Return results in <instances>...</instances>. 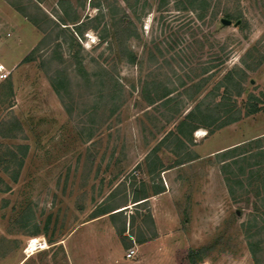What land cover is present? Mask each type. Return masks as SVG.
<instances>
[{"label": "rangeland", "instance_id": "374dc122", "mask_svg": "<svg viewBox=\"0 0 264 264\" xmlns=\"http://www.w3.org/2000/svg\"><path fill=\"white\" fill-rule=\"evenodd\" d=\"M36 1L0 0V264H178L189 250L200 252L197 264H264L259 180L249 162L225 172L215 155L264 136V0H211L201 20L176 0H139L141 20L125 0ZM110 6L135 22L127 44L135 64L112 37L102 39L112 31ZM225 9L244 25L223 26ZM37 46L35 61L25 62ZM55 51L61 60L52 61ZM59 70L69 77L62 99L49 76ZM229 72L241 89L225 97L218 86ZM157 92L168 99L150 105ZM247 103L260 111L244 116ZM220 104L241 108L242 119L213 133L186 131L178 149L171 139L160 145L166 167L177 168L169 179L181 180L166 198L152 195L160 182L146 174V156L188 112ZM186 154L198 159L173 167ZM142 188L152 201L134 207ZM123 205L124 215L93 219ZM32 239L43 245L28 256ZM132 248L137 255L127 259Z\"/></svg>", "mask_w": 264, "mask_h": 264}, {"label": "trees", "instance_id": "16d2710c", "mask_svg": "<svg viewBox=\"0 0 264 264\" xmlns=\"http://www.w3.org/2000/svg\"><path fill=\"white\" fill-rule=\"evenodd\" d=\"M33 2V0H30ZM38 1V0H37ZM37 1L34 3L35 6H37ZM168 0H160V3H166ZM178 3L176 4V8L178 11H191L192 13H196L197 17L201 20L204 19L209 12L211 8V0H176ZM39 2V1H38ZM125 2L128 4L129 8L131 9V12L137 19L141 20L140 16H137V11H136V6L139 2V0H125ZM221 0H219V3ZM161 7V5L159 6ZM220 11V6L218 5L215 10H213V16L214 18L217 17V13ZM123 15L119 17L118 11L112 6L109 8V15L111 17V27L112 31L107 34L106 37L102 38L103 41H107V38L112 37L113 38V43L114 45L117 46V48L120 50V55L123 58H127L128 62L130 64H135L137 61L136 54L131 51L127 44L129 40L134 39L137 37V31L135 27V22L132 19L131 15L127 14L125 10L122 12ZM224 17L228 20H233L236 19V21H239L242 16L240 15H235L232 14L229 10L225 9L223 11ZM30 21L33 22L35 25H39L37 20H34L32 16H30ZM221 21V20H220ZM62 24V23H61ZM60 24V25H61ZM76 24V23H75ZM63 25H66L63 23ZM241 25L243 26L244 23L241 22ZM241 26V27H242ZM62 29H68V28H62ZM74 33L77 35L82 34L81 28L79 26H75ZM75 34H72V39H71V48H74V45H79L76 37L74 36ZM109 44V43H108ZM110 46H112V42L110 43ZM58 48L61 46L58 44ZM40 51V47H36L30 54L25 59V62H31L35 61L36 57L35 55L37 52ZM56 55V56H55ZM54 59L56 60H61V54H58V51L54 52ZM75 62V67L76 71L79 75L87 78V74L85 72V67L83 65V61L78 58V54L74 55ZM50 81L53 89L61 97V88H65L68 85L69 77L66 74H63V72L59 71H54L50 72ZM232 74L229 72L222 81L220 82L219 87L224 86V96L225 97H231L233 88L235 89L236 87L240 88L239 83H234ZM158 89V88H157ZM199 90L201 89L198 88ZM241 89V88H240ZM242 95V92L237 90L236 92V97H240ZM169 93H158L156 98H149L148 102L150 105H154L158 101H166L168 99ZM248 107V109H247ZM218 109V110H217ZM244 109V108H243ZM211 110H214V112L217 110H222L223 113H211ZM247 110L244 114V116H250L258 113L260 111V108L256 105H252L250 103L246 104ZM242 110L241 108H238L235 106L233 107H228L226 104H220L219 106H214V107H206L204 110L202 109V105L197 106L195 110H192L188 112V114L184 117V119L176 125L175 131H170L169 133L166 134V136L161 140L159 145L154 148L150 154L147 156V159L151 161L153 164H155L156 161L159 160V157H157V153L159 151L160 145L164 144L168 140H173L176 142L177 149L185 146V141L183 140L182 137H185V132L188 131L189 134L193 133L197 129H205L208 130L210 133H213L215 130H220L224 127H227L233 123H236L242 119ZM201 119L199 124L197 126L195 125L196 120ZM216 157L219 161V163L222 166L223 171L226 172V170L231 169L232 166H239V164H243L244 162H249L250 168L252 169L251 176H257V180H259L257 188L260 190V193H258V199L262 203L264 207V196L261 194V190H264V180H260L264 174V136L259 137L257 139L251 140L249 142H246L241 145H237L235 147L226 149L218 154H216ZM195 159H198V157L191 156V154H186L183 157L177 158L175 160L173 167L181 166L186 163L192 162ZM253 161V162H252ZM163 167V166H162ZM157 171V170H155ZM241 173L240 175L244 174L245 168L240 169ZM239 176V175H237ZM239 178V177H238ZM227 183L230 184L231 179L227 178ZM241 181V180H240ZM230 186V185H229ZM231 193L232 190L230 189ZM164 189H155L152 195H158L160 193H163ZM151 195H149L147 189L142 188L141 190H135L133 194V201L132 204H134V207H138L140 205H145L148 203L149 198ZM127 206V205H126ZM123 206H115V207H108L106 209H102L99 211L98 214H96L93 219L98 218L100 216L104 215H109L112 219L116 218L118 215H124L123 213L128 210L124 209L122 211H118L121 209ZM118 211V212H117ZM147 218L153 222L151 214H148ZM126 220L127 217L125 215L124 219V225L122 228H117V233L121 237L122 241L125 242L126 240ZM134 219L133 216H130V221L129 224L132 225ZM252 229V228H251ZM250 229V230H251ZM262 229V228H261ZM259 235V234H258ZM139 244H142L145 242V240L139 239L137 240ZM126 243H124L125 245ZM260 242H258L257 246H260ZM127 247V245H125ZM200 258V252L198 251H193L189 250L183 255V252L179 253L177 256L178 259V264H197L198 259Z\"/></svg>", "mask_w": 264, "mask_h": 264}, {"label": "crops", "instance_id": "0c3cea01", "mask_svg": "<svg viewBox=\"0 0 264 264\" xmlns=\"http://www.w3.org/2000/svg\"><path fill=\"white\" fill-rule=\"evenodd\" d=\"M197 130H201V131H206L205 129H202V128H200V129H197ZM196 130V131H197ZM166 136V135H165ZM164 136V137H165ZM153 150V149H152ZM151 150V151H152ZM224 150H226V149H224ZM224 150H222V151H224ZM159 151H160V149H159ZM159 151H158V153H157V157H159V160L158 161H156L155 162V164H153L151 161H149L148 159H147V156L150 154H148L147 156H146V158H145V160H144V166H145V168H146V174L148 175V177L149 178H152V177H156V178H158L159 180V182H160V186H159V189H164V192L163 193H160V194H158L157 196H159V197H162V198H166L167 196H169V193L171 192V189H170V187H169V183H179L180 182V180H181V178L179 177V176H177V177H175L174 179H172V180H170L169 179V175H170V173H172L174 170H176L177 168H167L166 167V163L161 159V157L159 156ZM222 151H220V152H222ZM218 152V151H217ZM216 152V154H218V153H220V152H218L217 153ZM215 154V155H216ZM196 160V159H195ZM194 162H196V161H194ZM193 162V163H194ZM142 164H143V162H141ZM142 164H139V165H142ZM139 165H137L136 167H138ZM163 166V167H162ZM148 169V170H147ZM155 170H157V171H155ZM145 173V172H144ZM160 173V174H159ZM159 174V175H158ZM157 175V176H156ZM153 182V181H152ZM164 184H165V186H164ZM151 198V197H150ZM149 198V200H148V203L150 202V201H152V198L150 199ZM123 208H128V205L126 206V205H123Z\"/></svg>", "mask_w": 264, "mask_h": 264}, {"label": "built area", "instance_id": "2783aa9c", "mask_svg": "<svg viewBox=\"0 0 264 264\" xmlns=\"http://www.w3.org/2000/svg\"><path fill=\"white\" fill-rule=\"evenodd\" d=\"M6 78V72L3 66L0 67V80H4ZM42 243L40 242V240H37L36 243H34V239L30 240L27 247H26V254L32 255L34 253V251H38L40 249H42ZM137 255V250L135 248H132L130 250H128L126 257L127 259H133L135 258V256Z\"/></svg>", "mask_w": 264, "mask_h": 264}, {"label": "water", "instance_id": "95a60500", "mask_svg": "<svg viewBox=\"0 0 264 264\" xmlns=\"http://www.w3.org/2000/svg\"><path fill=\"white\" fill-rule=\"evenodd\" d=\"M221 24H222L223 26L229 27V26H231L233 23H232L231 20H228V19H226V18H223V19L221 20ZM240 24H241V21H237V22L235 23V26L237 27V26H239ZM117 212H118V211H117Z\"/></svg>", "mask_w": 264, "mask_h": 264}, {"label": "bare ground", "instance_id": "6f19581e", "mask_svg": "<svg viewBox=\"0 0 264 264\" xmlns=\"http://www.w3.org/2000/svg\"><path fill=\"white\" fill-rule=\"evenodd\" d=\"M37 242V239H34V243H36Z\"/></svg>", "mask_w": 264, "mask_h": 264}]
</instances>
